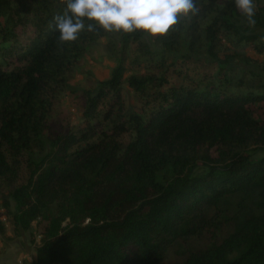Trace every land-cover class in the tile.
I'll list each match as a JSON object with an SVG mask.
<instances>
[{
    "label": "trees",
    "instance_id": "16d2710c",
    "mask_svg": "<svg viewBox=\"0 0 264 264\" xmlns=\"http://www.w3.org/2000/svg\"><path fill=\"white\" fill-rule=\"evenodd\" d=\"M195 2L163 38L61 45L59 0H0V222L44 225L33 264H264V60L247 53L264 55V0L254 28L234 0ZM113 34L110 78L54 129Z\"/></svg>",
    "mask_w": 264,
    "mask_h": 264
},
{
    "label": "clouds",
    "instance_id": "9594fccd",
    "mask_svg": "<svg viewBox=\"0 0 264 264\" xmlns=\"http://www.w3.org/2000/svg\"><path fill=\"white\" fill-rule=\"evenodd\" d=\"M221 6H225L220 0ZM62 14L54 15L48 27L59 33L63 45L78 40L82 32L101 29L108 33L141 32L150 39L163 38L182 18L196 16L195 0H59ZM235 8L250 28L256 25L255 0H234Z\"/></svg>",
    "mask_w": 264,
    "mask_h": 264
},
{
    "label": "rangeland",
    "instance_id": "374dc122",
    "mask_svg": "<svg viewBox=\"0 0 264 264\" xmlns=\"http://www.w3.org/2000/svg\"><path fill=\"white\" fill-rule=\"evenodd\" d=\"M116 42H118V38L113 34L88 48L78 70L71 79L72 93L62 98L60 105L53 114L51 126L54 129L68 131L72 127L81 124L85 91L94 83L109 79L112 70L116 66L115 62L111 60L108 50L109 44ZM247 53L252 59L264 60V55H257L251 50H248ZM239 66L242 68L247 67L244 64ZM257 72L260 71L257 70ZM128 94L132 102L133 94L129 92ZM1 213H4V211H1ZM4 218L5 216L2 214L0 224L4 230H0V251L3 250L2 248H4V251L0 254V264H19L20 261L23 264H33L36 259V249L42 241L44 225L39 224L37 221L30 230H16ZM2 227L0 226V229Z\"/></svg>",
    "mask_w": 264,
    "mask_h": 264
},
{
    "label": "built area",
    "instance_id": "2783aa9c",
    "mask_svg": "<svg viewBox=\"0 0 264 264\" xmlns=\"http://www.w3.org/2000/svg\"><path fill=\"white\" fill-rule=\"evenodd\" d=\"M19 264H23V262L22 261H20V263Z\"/></svg>",
    "mask_w": 264,
    "mask_h": 264
}]
</instances>
